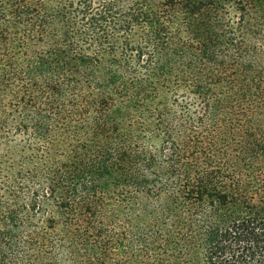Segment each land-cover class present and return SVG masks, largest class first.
<instances>
[{
  "label": "trees",
  "instance_id": "trees-1",
  "mask_svg": "<svg viewBox=\"0 0 264 264\" xmlns=\"http://www.w3.org/2000/svg\"><path fill=\"white\" fill-rule=\"evenodd\" d=\"M0 264H264V0H0Z\"/></svg>",
  "mask_w": 264,
  "mask_h": 264
}]
</instances>
